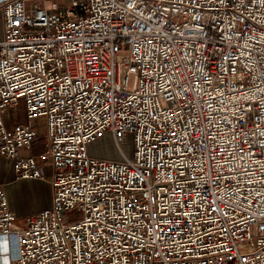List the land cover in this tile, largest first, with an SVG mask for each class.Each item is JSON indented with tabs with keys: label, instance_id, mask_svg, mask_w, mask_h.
<instances>
[{
	"label": "built area",
	"instance_id": "2783aa9c",
	"mask_svg": "<svg viewBox=\"0 0 264 264\" xmlns=\"http://www.w3.org/2000/svg\"><path fill=\"white\" fill-rule=\"evenodd\" d=\"M46 1L0 0V156L52 193L0 186L10 264H264V0Z\"/></svg>",
	"mask_w": 264,
	"mask_h": 264
},
{
	"label": "crops",
	"instance_id": "0c3cea01",
	"mask_svg": "<svg viewBox=\"0 0 264 264\" xmlns=\"http://www.w3.org/2000/svg\"><path fill=\"white\" fill-rule=\"evenodd\" d=\"M3 37L4 22L0 13V40H2ZM19 107L24 110L23 104ZM24 122H26V118L24 119ZM14 125L15 124L12 121L10 126L12 127ZM42 128L44 129L43 134H41ZM38 132L39 138L35 143L34 150L31 152L33 154H37L42 149V144L46 135L45 127L43 126L39 128ZM47 175L48 177L51 175L49 168H47ZM0 186L5 189L10 207L15 212L20 222H23V219L28 215L50 208L52 205L51 187L48 182L39 180H17L11 161L1 156Z\"/></svg>",
	"mask_w": 264,
	"mask_h": 264
},
{
	"label": "rangeland",
	"instance_id": "374dc122",
	"mask_svg": "<svg viewBox=\"0 0 264 264\" xmlns=\"http://www.w3.org/2000/svg\"><path fill=\"white\" fill-rule=\"evenodd\" d=\"M68 2V0H48L46 1L47 7H51L53 3L63 4ZM13 123L17 124L18 122H24L25 115L24 110L21 107L12 110ZM43 128L41 129V134H43ZM109 149V150H108ZM123 152L128 158L133 156V139L129 138L128 143L122 147ZM89 154L92 157L101 158V159H112L119 160L121 157L120 150L118 146L113 141L111 135L107 134L103 139L96 141L95 143L89 146ZM119 155V156H118ZM117 156V157H116ZM81 214L74 212L65 217L66 221H77L81 218ZM19 227L23 226L22 222H19Z\"/></svg>",
	"mask_w": 264,
	"mask_h": 264
},
{
	"label": "bare ground",
	"instance_id": "6f19581e",
	"mask_svg": "<svg viewBox=\"0 0 264 264\" xmlns=\"http://www.w3.org/2000/svg\"><path fill=\"white\" fill-rule=\"evenodd\" d=\"M7 251H8V247H7L6 240H0V255H1L0 256V264H10V258L7 255Z\"/></svg>",
	"mask_w": 264,
	"mask_h": 264
}]
</instances>
